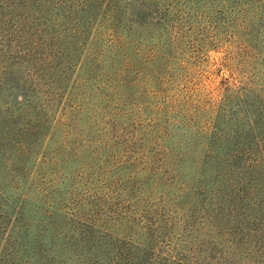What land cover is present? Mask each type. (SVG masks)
I'll use <instances>...</instances> for the list:
<instances>
[{
  "label": "rangeland",
  "instance_id": "rangeland-1",
  "mask_svg": "<svg viewBox=\"0 0 264 264\" xmlns=\"http://www.w3.org/2000/svg\"><path fill=\"white\" fill-rule=\"evenodd\" d=\"M6 1L0 0V124L12 121L14 137L30 107L44 99L36 93L43 88L33 69L35 32L52 21L56 31L68 35L75 14L63 11L64 3L57 7L61 0H53L51 9L41 7L42 12L21 8L22 0L6 3L7 8ZM248 1L232 27L222 25L226 15L215 14L181 36L146 30L143 56L132 64L133 72L142 73L138 87L129 92L130 118L113 121L105 135L111 142L97 155H62L65 131L60 125L48 147L28 155L37 162L36 185L28 191L23 211L24 220L31 222L28 242L40 234L49 237L52 228L41 229L57 221V235L76 239L68 255L80 254L68 264L92 263L87 251L97 255L98 248L109 246L119 248L132 264H264V0ZM127 15L138 23L158 20L136 5L127 7ZM94 29V39L67 81L56 118L91 93L80 87L84 81L98 84L93 79L101 71L95 62L105 40L102 30ZM226 29L233 32L229 40L206 47L212 34L223 35ZM234 91L241 93L225 98ZM79 127L65 139L78 141ZM225 159L229 172L251 177L243 183L246 188L238 193L233 184L221 199L214 195L215 178L206 188L211 189L210 204L200 201L203 194L195 201L197 176L227 173ZM38 184L43 189L39 195ZM201 188L197 192L205 190ZM50 210L52 218H46ZM90 225L92 231L85 233ZM41 241L48 248L50 243ZM59 244L55 240L52 249L58 251ZM119 259L117 264H123Z\"/></svg>",
  "mask_w": 264,
  "mask_h": 264
},
{
  "label": "trees",
  "instance_id": "trees-1",
  "mask_svg": "<svg viewBox=\"0 0 264 264\" xmlns=\"http://www.w3.org/2000/svg\"><path fill=\"white\" fill-rule=\"evenodd\" d=\"M11 1L13 0L6 1L4 6L10 8L6 3ZM248 2V0L59 1L57 7H61L64 3L63 11L66 9L69 10L68 13L75 14L73 28L69 29L71 33L68 35L60 33L56 31L52 21H46L47 23L40 30H36L32 47V54L37 57L33 69L39 76L38 81H41L43 88L36 93L44 99L42 103L39 101L37 105L30 107V116L19 122L14 137L10 133V128L15 129L12 121L4 120L0 124V264H68L69 259H76L80 255L79 253L68 255L69 252L73 253L71 247L76 246V239H70L73 238L71 235H57L55 233V226L59 225L57 221H52V226L41 229L44 232L52 228L53 233L49 234V237L40 234V236H34V243L27 241L31 222L24 220L23 211L24 205L28 202V191L36 185L32 177L36 172L33 168L37 163L34 160L31 161L28 155L38 154V149L44 145V149L48 147L54 129L59 125L64 126L65 131L62 137L65 142L59 146L62 155H97L100 148L106 147L105 145L111 142L110 137H105V135L111 133L113 121L116 118L124 121L130 118L128 107L132 106L133 101L129 97V92H133V88L138 87L136 81L142 73L141 70L133 72L132 64L134 59L139 60L143 56L146 30L154 27L161 30L164 35L167 33L181 36L185 29H187L186 34L190 33L194 29V24L201 19L213 17L215 14L226 15L227 19L222 25L232 27L235 24L234 17L246 11L245 7L248 6ZM20 5L21 8L25 6L29 10L42 12L41 7L44 8L47 5V8L51 9L56 3L53 0H22ZM129 5H136L147 13H153L154 18L158 20L152 22L146 19L141 23L130 20L127 15ZM40 14L42 16L43 13ZM213 22H210L211 26ZM95 26L102 30L103 37L100 38L105 40L104 48L99 52L100 56L95 62V67L101 71L99 77L93 79L98 84L89 86L88 81H84L80 87L90 88L91 93H84L69 110H63L61 115L64 116H60L61 119L56 118L55 113L62 103L67 81L69 82L72 72L77 71L76 65L94 39L91 34ZM232 36L231 29H226L223 35L214 33L207 41L206 47H218ZM172 38L174 36L169 39L172 40ZM106 54H110V58L105 56ZM161 58H166L165 54H162ZM243 89L244 87H241V91ZM240 93L234 91L227 94L225 98L229 100V97H237ZM118 96L121 100L115 102V97ZM21 114L24 115V110ZM20 116L19 114L16 122L20 120ZM135 124L143 127V124L139 122ZM77 126H80L78 141L69 142L65 138L76 134L72 128ZM87 131V134H82ZM100 136L106 139H101ZM45 153L43 152L42 155ZM4 155L13 156L4 157ZM15 155L20 156L14 157ZM214 161L220 163V158ZM227 161L225 159L223 164ZM29 163L30 166L27 165ZM226 166L227 164L224 169L229 172L231 168ZM228 172L220 171L215 172L214 175L208 173L211 176L206 174L197 176L196 181L200 184L197 191L201 187L206 190L215 178L217 179L214 183L218 185L214 186V195H219L221 199H224L223 197L226 196L224 192L227 190L229 192L228 187H233V184L238 193L244 190L246 186L243 183L249 181L251 177L232 171ZM36 190L40 192H37L38 195L43 192L39 184ZM205 190L202 193L194 192V200H197V195L203 194L200 201L210 204L211 189ZM225 200L228 199L225 197ZM41 202L45 203V200ZM54 210H57L56 207ZM52 215L51 210L44 213L46 218H52ZM90 226H86L85 233L90 234L93 229L92 225ZM73 230L76 231L77 228ZM42 239L50 243L48 248L41 241ZM55 240L60 241L58 251L52 249ZM105 250L98 248L97 255L87 251L86 254L92 257L93 262L87 261L82 264H117L120 261L119 258H122L123 264L133 263L126 254L122 257L117 247L109 246ZM102 257L107 259L106 263H101Z\"/></svg>",
  "mask_w": 264,
  "mask_h": 264
}]
</instances>
